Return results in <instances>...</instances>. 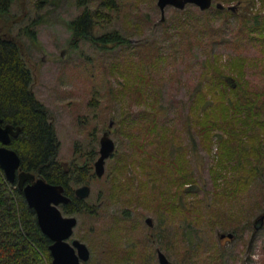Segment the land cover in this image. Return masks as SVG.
<instances>
[{
    "label": "trees",
    "instance_id": "trees-1",
    "mask_svg": "<svg viewBox=\"0 0 264 264\" xmlns=\"http://www.w3.org/2000/svg\"><path fill=\"white\" fill-rule=\"evenodd\" d=\"M77 1L85 10L70 24L73 42L90 39L102 43L103 48L111 46L110 49H125L123 45L131 43L119 32L107 33L95 40L92 35L94 26L99 22H109L111 13L120 10L118 4L123 0H101V8L106 12L101 8L92 12L87 7V0ZM225 1L229 4L240 2ZM258 1L263 13L261 10L249 18H240L235 31L237 38L227 40L229 47L254 48L258 55L252 59L240 55L224 64L221 56L209 49L201 81L191 95L190 111L184 120L189 143L178 141L177 127L170 125L164 117L162 94L151 85L152 69L166 62L170 55L175 57L181 50L194 49L192 39L198 40L200 36H207L212 41L217 39L220 30L215 27V19L223 17L228 21L236 17L235 12L229 7L220 10L214 4L205 12L191 8L175 11L172 18L177 39L170 41L168 53H162V46L147 50L142 42L134 49L139 50L136 51L138 62H135L132 52L115 61L113 70L128 71L138 79V86H135L127 74L124 93L143 92L141 97H144L147 85L148 92L144 100L146 110L134 115L124 109L121 119L116 122L121 133L133 144L132 151L123 155L116 154V151V156L110 158L115 167L104 181L94 173L90 175L97 155L95 149L88 151L84 165L69 162L68 170L62 167L58 161L60 144L55 124L46 106L35 95L33 74L22 56L21 47L0 31V117L4 124L21 129L9 147L20 156L22 170L48 183L64 186L65 194L72 199L71 203L62 206L64 215L95 216L101 208L119 203L123 210L119 215L114 214L113 225L110 222L114 229L110 230L113 237L118 238L119 233L125 238L136 236L137 225L141 226L140 221L131 215L136 205H144L156 214L166 212L165 217L171 215L177 218L174 219L176 221L192 219V225L210 227L222 223L217 204L225 199L241 198L251 185L259 184L264 177V0ZM13 2L0 0V20L10 13ZM48 3L49 0H38L36 6L41 8ZM26 31L32 39L36 38L30 27H26ZM140 50L146 53L141 54ZM135 128L140 134L133 133ZM214 144L218 145V158L216 167H212L210 172L215 197L212 205H205L204 210H195L190 218L189 211L193 209L189 206L188 197L197 194L198 184L190 166L189 150L203 147L211 152ZM230 172L232 176L227 175ZM91 180L104 183L97 193V201L92 203V198H76L75 187ZM137 184L140 192L131 194L130 190ZM153 195H156L154 202L149 199ZM148 202L153 207H148ZM177 230L179 233L175 229L168 235L173 234L177 238V234H182ZM95 233L97 237L101 236L99 231ZM117 243L112 242L111 246L115 247ZM51 244L42 233L36 213L29 207L23 191L17 183H10L0 168V264H52ZM114 251L110 246L106 247L100 260L104 263H112L109 259L119 262Z\"/></svg>",
    "mask_w": 264,
    "mask_h": 264
},
{
    "label": "rangeland",
    "instance_id": "rangeland-1",
    "mask_svg": "<svg viewBox=\"0 0 264 264\" xmlns=\"http://www.w3.org/2000/svg\"><path fill=\"white\" fill-rule=\"evenodd\" d=\"M37 1L14 0L10 13L0 20V31L20 45L22 56L33 74L35 95L51 114L60 144L58 161L84 165L88 151L93 149L97 153L94 157L96 161L99 157L100 139L107 129L111 131L110 137L116 144V154L131 152L132 143L121 133L116 122L121 119L124 109L134 115L146 110L144 100L148 85L144 88V97H141L143 92L132 90L134 94L124 93L126 75L130 76V82L135 86H138V79L128 71H115L112 67L123 54L131 52L135 62H138L136 51L139 50L134 49L142 42L147 50L162 46L167 49H161L162 53H168L170 41L177 39L172 17L176 15L175 11L180 10L168 7L166 19L162 21L158 0L121 1L118 4L120 10L111 13L109 22H99L92 29L94 40L111 32H119L121 36L131 40L129 45H123L125 49H110L111 46L103 48L102 43L90 39L73 42L70 24L85 10V7L78 5L77 0H49L41 8L36 6ZM100 1L87 0V7L95 12L101 8ZM213 1L214 5L221 3L227 8L237 7L234 11L236 17L228 21L223 17L215 19V27L220 30L217 39L214 38L215 42L207 36H200L195 42L192 39L194 49L185 52L181 50L175 57L170 55L166 62L152 69L151 85L157 91L160 90L164 117L170 125L177 127L178 141L182 143L190 142L185 132L184 120L190 111L191 95L201 81L202 67L208 58L209 49L220 55L224 64L240 55L249 59L258 55L254 48L245 50L229 47L227 40L237 38L235 31L240 18H249L262 10L260 1L253 3L252 0H240L230 4L225 0ZM190 8L199 10L193 5L186 7ZM101 9L106 12V9ZM26 27L35 32V39L29 36ZM140 51L141 54L146 53L145 50ZM111 121H114L112 128L109 127ZM132 131L140 134L137 128ZM217 146L214 144L211 152L203 147L189 150L190 166L198 184L195 189L197 194L188 197L189 206L193 209L189 211L190 218L195 210H204L205 205H212L214 200V182L210 169L217 164ZM94 162L90 175L95 174ZM114 167L115 163L111 159L107 160L106 172L101 181L108 178ZM101 181L91 180L86 183L92 189L88 198H92V203L97 201V193L104 185ZM80 186L82 184L75 189ZM139 188L137 184L130 193L135 192L137 195ZM155 198L156 195H153L149 199L154 202ZM147 206L153 207L150 202ZM133 207L131 215L141 225H137L135 237L125 238L124 234L119 233L117 238L110 232L114 230L110 225V222L114 224V214L119 215L123 210L117 203L101 208L95 216L77 217L78 225L69 242L76 239L88 246L91 258L87 263L90 264H159L158 250L172 264H264V226L254 234V223L264 213V177L259 184L251 185L241 198H229L217 204L223 222L216 226L192 225V219L176 221L174 219L177 218L171 215L165 217L166 212L159 211L156 214L144 205ZM60 208L62 210V206ZM149 218L152 220V227L147 223ZM177 228L182 232L181 235L177 234V238L173 234L168 235L171 234L170 230L174 233L176 229L177 233ZM95 231H99L101 236L97 237ZM184 233L187 238L182 236ZM228 233L234 234L232 240L220 238L221 234ZM112 242L118 243L112 247ZM109 246L117 253L119 262L109 259L112 263H104L100 260ZM132 252L135 253L129 254Z\"/></svg>",
    "mask_w": 264,
    "mask_h": 264
},
{
    "label": "water",
    "instance_id": "water-1",
    "mask_svg": "<svg viewBox=\"0 0 264 264\" xmlns=\"http://www.w3.org/2000/svg\"><path fill=\"white\" fill-rule=\"evenodd\" d=\"M213 4V0H158L157 3L161 11L162 21L166 19L165 14L168 7L183 11L187 6L193 5L205 12L210 10ZM216 6L220 10L225 8L221 3L216 4ZM236 8V6H230L229 10L235 11ZM113 125L114 121H111L109 127L112 128ZM20 130V128L15 129L11 124L4 125L0 117V168L7 180L13 184L17 183L19 189L23 191L29 207L36 213L42 233L52 242L49 247L52 264H85L91 258L88 246L79 240H74L72 244L68 242L78 225V219L75 216L64 215L60 208V206H66L72 201L65 194L64 186L48 183L45 179L39 178L31 172L23 171L20 156L9 147L12 138L17 137ZM110 134L111 131H106L100 139L99 158L94 164L95 175L99 179L105 175L107 160L116 152V144ZM62 166L68 170L69 163L63 162ZM27 182L30 183L26 185ZM91 192V187L84 184L75 190V195L80 200H86L90 197ZM147 223L149 226H153L150 218L147 219ZM263 226L264 213L254 223V234ZM220 238L232 240L234 234H221ZM158 257L160 264H172L161 250H158Z\"/></svg>",
    "mask_w": 264,
    "mask_h": 264
},
{
    "label": "flooded vegetation",
    "instance_id": "flooded-vegetation-1",
    "mask_svg": "<svg viewBox=\"0 0 264 264\" xmlns=\"http://www.w3.org/2000/svg\"><path fill=\"white\" fill-rule=\"evenodd\" d=\"M3 124H4V123H3ZM4 125H6V124H4ZM15 129H16V127H15ZM107 130H108V129H107ZM107 130H106V131H107ZM106 131H104V133H105ZM104 133H103V134H104ZM98 158H99V157H98ZM59 162H60V161H59ZM95 162H96V161H95ZM95 162H94V164H95ZM60 164L62 165V162H60ZM62 167H63V166H62ZM94 171H95V168H94ZM28 183H30V182H27L26 185H27ZM82 185H84V184H82ZM76 189H77V188H76ZM76 189H75V190H76ZM75 190H74V193H75ZM75 197H76V195H75ZM71 200H72V199H71ZM71 238H72V237H71ZM71 238H70V239H71ZM70 239H69V240H70ZM69 240H68V242H69ZM74 240H76V239H74ZM74 240H72V242H73ZM72 242H69V243L72 244ZM157 253H158V251H157ZM158 259H159V257H158ZM159 264H160V263H159Z\"/></svg>",
    "mask_w": 264,
    "mask_h": 264
}]
</instances>
